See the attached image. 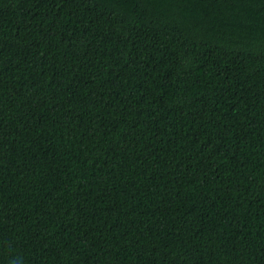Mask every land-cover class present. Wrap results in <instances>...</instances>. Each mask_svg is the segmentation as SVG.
I'll return each mask as SVG.
<instances>
[{"label":"trees","instance_id":"obj_1","mask_svg":"<svg viewBox=\"0 0 264 264\" xmlns=\"http://www.w3.org/2000/svg\"><path fill=\"white\" fill-rule=\"evenodd\" d=\"M0 264H264V0H0Z\"/></svg>","mask_w":264,"mask_h":264}]
</instances>
